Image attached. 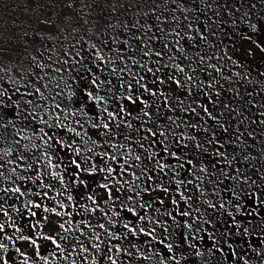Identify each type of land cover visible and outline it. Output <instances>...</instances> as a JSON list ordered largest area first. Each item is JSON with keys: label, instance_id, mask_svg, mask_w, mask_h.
<instances>
[{"label": "rangeland", "instance_id": "rangeland-1", "mask_svg": "<svg viewBox=\"0 0 264 264\" xmlns=\"http://www.w3.org/2000/svg\"><path fill=\"white\" fill-rule=\"evenodd\" d=\"M252 25L256 26L255 29ZM202 36L206 39H202ZM262 49H264V0H0V91L5 93L0 97L4 101V106L0 108V117L3 118L0 120V163L4 165L0 168V172H3V176H0V189L19 186L21 191L26 193L24 196H19L18 193L0 191V198H2L0 205H3L0 218L7 222L10 216L15 225L23 229L24 235H32L34 232L41 231L40 228L33 230L31 226L47 214L38 209L37 217L28 216L22 224L20 222L22 214L27 211L24 205L28 200H32L44 203L48 207L58 208L55 201L50 199L42 202L45 191L48 192L49 197L50 195L55 196L56 192L60 191L62 195L56 199L63 200L64 203L68 202L69 205H75L71 203L76 202L82 203L81 197L84 191L73 187L76 184L73 181L77 179L74 176V166L68 167L67 170L65 166L71 159H79L83 162L85 157L91 156L93 159L84 166L90 168L95 163L98 166L97 173L95 175L82 173L81 176L86 181L97 180V186L89 193L85 192L87 196H83L86 200L83 205H86L87 209L97 208V211L93 213L83 207L85 214L82 216L75 211L76 205L67 209L73 213L71 217L66 215L63 219L71 221L65 224L69 231L59 230L60 234L67 238L60 241L64 251L57 249L48 241H38L41 243L40 255L47 257V264H73V262L93 264L94 261L95 264H111V261L107 259L108 247H112L110 254L118 263L120 262L119 264H161V261L164 264H175L173 260H165L171 255L167 248L159 243V240L165 239L172 229L176 231L175 236H173L174 233L170 236L175 238L172 244L181 247L180 250L183 248L181 243H184L182 241L185 236L188 237L185 243L199 246L203 241L190 237L197 236L196 228L204 226L207 230L211 229L210 234L221 232L222 228L229 230L227 240L237 244L240 240L245 244L246 235H240L242 227L236 232L237 222L233 221V216L235 221L237 218L246 219V223L249 224L247 226L256 228V235H250L251 242L248 241L244 247L241 245L246 250L241 251L242 257L238 256L241 257L239 263L234 258L231 261L225 259L226 263L261 264L262 262L264 264V206H262V211L258 210L254 215H249L251 210L261 202L260 196L261 200L264 198V186H259L264 177V123H262L264 121V50ZM249 51L250 55L247 54ZM146 52L150 55H145ZM157 52L161 53V56H157ZM99 56H103L104 60H100ZM201 56L205 58L203 62L200 60ZM134 61H139V63H134ZM41 64L44 65L43 68L39 66ZM141 64L145 67H140ZM174 65L184 68V72H180ZM209 65H216L221 68V71L217 72ZM149 67L154 71L156 69L160 71L153 75L147 71ZM113 69L116 71L113 72ZM121 69L125 70L121 72ZM237 73L239 75H236ZM170 75L180 79L182 84L190 85L191 91L177 87L173 81L168 79ZM186 75H191L193 79L187 81ZM140 76L144 77L141 83L148 84L150 88L158 92L163 91L170 97L168 104H165L163 96L157 99V97L143 93L140 89L138 94L143 95L144 99L156 107L145 109L152 113L151 120L148 117L145 118L148 127L152 128L156 122H159L163 127H169L172 132L180 135V132L183 133L188 126V132L198 137L206 133L203 130L206 127L207 132L215 133L217 140L224 145L221 151L226 153L227 160L223 157L211 156L210 153L215 149L214 146H219L215 145V140L212 144L208 143L210 139L205 144L201 143L207 151L197 149L194 144L197 141H190L187 147L183 146L185 145L183 141L181 147L185 148L184 150L189 149L188 153L192 155L191 159H186V162L191 160L194 164L180 168L178 165L183 164L184 161H177L178 163L176 162L174 166L176 165L177 170L187 171L189 168L186 176L189 173L191 176H196L190 178L179 175V179L183 181L187 182L188 179L193 181L179 187L174 184V187L179 188V192L187 193L189 186L190 189H195L193 185L200 182L201 188L198 189L200 203H196L199 211H195L194 208L190 211L191 216L182 220L177 219L180 221L179 227L172 222L173 228L168 229L167 232L164 231L163 235H158L156 232L154 235L158 237L154 241L153 246H156L153 252L143 253V251L137 254L135 248H132L135 244L133 242H140V238L144 235L139 231L136 235L130 234L123 224L130 223L139 230L141 221L128 213L126 208L122 209L120 204L126 203L127 206H133L141 202H149L151 207L147 204L144 209L137 207V211H142L140 213L142 215L153 210L159 204L160 199L157 195L150 199L146 193L139 194V197L136 195L134 202L122 199L124 194L121 187L128 180V176L133 173L131 172L133 164L130 167L124 164L127 172L120 174L119 167L122 163L119 161L121 159L119 156L127 148L125 144H119V139L128 140L130 137L129 140L134 142L138 138H135L133 133L135 132L134 122L131 121L130 116L121 113L116 120L110 122L111 131L104 135L108 136L106 140L98 132L105 133L108 130L102 127L94 129L92 124L101 123V116L107 121V113L103 112L104 108H107L109 112H119L121 106H127V110L132 113L131 116L140 115L141 122H145L143 113L140 111L142 105L139 103L127 105V102L121 98V95L127 92V85L125 88L120 87L121 80L131 82L135 86V80ZM157 76L164 79L165 83L153 84L152 81L156 80ZM93 80L97 81L96 85L92 83ZM101 81L104 83L101 84ZM109 81L111 83H108ZM210 83L212 87L208 89ZM36 87H39L44 96L48 97L47 100L35 93ZM89 92L92 96H89ZM216 92L220 95L216 96ZM26 93L34 94L26 95ZM206 94H211L212 100L216 102L209 101ZM8 97H11V101ZM99 97L103 99L100 100ZM177 97L185 103L180 104ZM197 99L205 101L207 105L210 104L216 120L208 116H205L206 120L194 118L196 113L194 115L190 108H192V102ZM28 100H32L33 104H28ZM17 103H19V108L16 107ZM56 104H59L60 108H56ZM169 105L172 109L175 107L174 110H170ZM185 108L189 110L185 111ZM169 117L174 119L180 117L181 119L177 124H173ZM41 118L48 121L51 127L42 123ZM182 118L193 121L186 124ZM77 120L80 121L79 124L76 123ZM61 122L87 135L82 139L81 136L68 132L66 128L56 127ZM129 122L132 128L127 127ZM117 123L119 127H116ZM192 124L201 126L202 133H196V128L191 127ZM220 124L228 128V131L224 132L223 128L219 127ZM41 128L50 135L55 134L56 139H63L67 143L75 140L73 147L81 148V155L77 157L72 149L61 148L56 144L52 148H47V151L53 156L52 162L58 164L59 168H48L42 161L37 162V158L46 150V146L39 138L43 135L39 131ZM153 131L158 133L160 130L153 129ZM143 132L145 135L147 128H144ZM89 136L91 140L85 145L84 140H87ZM116 136L119 137L112 139ZM92 140L98 142L96 146L92 145ZM148 142L152 145V138ZM113 143L116 144V148L112 147ZM121 145L123 147H120ZM163 146L158 153L162 154L164 160ZM88 147H93V152L83 151ZM144 150L143 147L140 153L141 159ZM102 152L115 155L117 160L111 161L107 157L101 158L97 155ZM21 155L26 156L27 159L20 160ZM154 158L155 161H160L156 156ZM28 164L32 165L31 169L27 168ZM109 165L117 169L112 176L120 181L119 184H115L111 178L105 181L103 177L108 175L107 172H99V166ZM139 166L137 176H140L143 170V167L141 169V165ZM201 167L207 168L208 171L201 172ZM13 168L16 169L15 173L12 172ZM50 171L62 172L68 188L64 189L58 180H54L49 175ZM257 175L258 179H256ZM20 176L28 177V179L21 180ZM34 179L36 183H33ZM105 182L109 183L114 191L115 188L120 189L117 193L120 196L119 200L104 203L107 199L106 191L99 185ZM41 183L51 184L58 189L55 192L52 188V190L41 188ZM236 183L241 186L237 187ZM171 190H175L173 186ZM37 192L42 195H35ZM234 192L237 195L234 196ZM241 193H247V196L251 197L249 199L240 198L239 204L242 209L237 211L235 207L228 206V199L233 196L239 197ZM160 194L163 195L164 201L169 203L167 200L170 196L169 192ZM68 195L73 197L72 201L67 200ZM88 196H93L98 201L99 207L92 204L87 199ZM187 196L191 197V195ZM194 198L190 199L193 203L197 202ZM209 203L217 207L211 208ZM221 203L225 205L224 208L219 207ZM178 205L181 210V202ZM16 209H19V212ZM100 209L104 211L101 212ZM115 210L120 213L119 216L113 215ZM4 212H7L8 216H5ZM105 212L107 216L104 215ZM202 212L209 214L208 217L206 216L209 220L206 218L201 221L200 218L201 224L199 225L195 217ZM155 214L159 216L162 213L155 212ZM158 216H156L157 220ZM109 217H112L115 223H110ZM59 219L50 216V221ZM162 219L161 223L165 225ZM85 221L89 222L90 227L84 223ZM185 221L193 224L191 232L186 231L188 228ZM100 224H104L106 229L121 238L111 239L104 229L99 228ZM5 227L8 231L0 233V242L8 245L10 264H20L24 259L19 253H14L17 247L30 257L29 264H45L44 260L35 255L33 247L27 242L17 240L13 244L12 241L5 239V235H11L13 239L21 235L10 225L5 224ZM230 229H233V232ZM50 231L51 229L45 224L43 232ZM96 233H99L101 240L104 241L99 252L92 249V245L98 243L94 239ZM148 239L147 241L150 240ZM166 240L168 239H165V244H167ZM221 240L226 247L224 239L221 238ZM171 241L168 240V243ZM249 243L253 249L248 248ZM81 244L89 251L83 252ZM147 244L151 245V243ZM115 245H123L121 249H127L132 255L129 256L125 251L117 253ZM147 248L146 251H148ZM180 250L174 247L172 253L176 256ZM182 255H179L182 260L181 264H196V260L200 262L204 259L209 260L203 253L202 258L194 256L192 260L186 258L190 253L186 257Z\"/></svg>", "mask_w": 264, "mask_h": 264}, {"label": "snow or ice", "instance_id": "snow-or-ice-1", "mask_svg": "<svg viewBox=\"0 0 264 264\" xmlns=\"http://www.w3.org/2000/svg\"><path fill=\"white\" fill-rule=\"evenodd\" d=\"M209 7H211V5H209ZM189 27H191V25H189ZM252 27H253V29H255L256 26L252 25ZM176 35H179V33H176ZM189 38L191 39L192 37H189ZM201 38L202 39H206V37H203V36ZM249 39H250V37H249ZM93 47H95V45H93ZM262 50H264V49H262ZM247 54L250 55L251 52L249 51ZM77 55H78V53H77ZM145 55H150V53L146 52ZM156 55L157 56H161V53L157 52ZM98 58L100 60H104L103 56H99ZM169 59H172V57H169ZM204 59L205 58L203 56L200 57L201 62H203ZM209 59H211V57H209ZM229 59H231V58L229 57ZM134 63H139V61H134ZM39 66L41 68L44 67V65H42V64L39 65ZM174 66L176 68H178L180 72H184V68L180 67L179 65H174ZM140 67H145V65L141 64ZM209 67L214 68L215 71H217V72L221 71V68L217 67L216 65H209ZM124 70L125 69H121L120 71L123 72ZM58 71H59V69H58ZM115 71H116V69H113V72H115ZM147 71L149 73H153V75H156V73L159 72L160 69H156L154 71L152 68L149 67V68H147ZM236 75H239V73H237ZM168 79L170 81H173L174 84L177 87L187 88L189 92L191 91V86L187 85V84H182L180 79L175 78L174 76H171V75L168 77ZM192 79H193V77L191 75H186V80L187 81H191ZM143 80H144V77L140 76L138 79L135 80V86L131 82H125V81L121 80V84H120L121 88H125V85H127V92L123 93L121 95V98L127 102V105H136L138 103L141 104L142 108L140 109V111L143 113V116L144 117H148V119L151 120L152 113L149 112V111H145V109L151 108L152 105L149 103L148 100L143 98V95L138 94L140 89L143 90V93L150 94L152 97H157V99H159L160 96H163L165 104H168V101H169L170 97L163 91L158 92V91L153 90L152 88H150L148 86V84L141 83V81H143ZM157 82L162 85V84L165 83V80L161 79L159 76H157L156 80L152 81V83L156 84ZM92 83L94 85H96L97 81L93 80ZM100 83L102 84V83H104V81H101ZM108 83H111V81H109ZM45 87H47V85H45ZM97 87H99V85H97ZM208 87L211 88L212 84L210 83L208 85ZM17 91H19V89H17ZM35 93H38L45 100L48 99L47 96H44V94L41 92L39 87L35 88ZM33 94L34 93H26V95H33ZM4 95H5V93L3 91H0V97H2ZM206 95H208L209 101H211L212 103L216 102V101L212 100L211 94H206ZM219 95H220V93L216 92V96H219ZM89 96H92L91 92H89ZM8 99H9V101H11V97H8ZM98 99L102 100L103 97H99ZM177 100L179 101L180 104H183V101L180 100L179 97H177ZM27 103L28 104H33V101L32 100H28ZM3 106H4V101L2 99H0V108H2ZM16 107L19 108V103L16 104ZM36 107H40V106L36 105ZM55 107L56 108H60V105L56 104ZM200 107L202 108V111L205 114H207V116L209 118H211L212 120H216L217 119L216 116L213 115L212 111L210 110V108L208 107L207 104H202ZM225 107H228V106L225 105ZM169 108H170V110H174V109L171 108V105H169ZM157 110H159V109H157ZM188 110L189 109H185V111H188ZM190 111L192 113H196V108L192 107V108H190ZM103 112L107 113V121H105V118L103 116H101V118H100L101 119V123H99V124L93 123L92 124V127L94 129H100L102 127L103 129L108 130L107 132L103 133V135H107L111 131L110 122L116 120L117 117L121 113H124V114H126L128 116L132 115V113L127 110V106H121L119 108V112H109L107 108H104ZM30 115H31V113H30ZM73 115H75V113H73ZM2 119L3 118L0 117V120H2ZM169 119L171 120L173 118L169 117ZM41 122L46 124V125H48L49 127H51V125L48 124V121L43 120V118H41ZM9 123H11V121H9ZM76 123L79 124L80 121L77 120ZM145 123H147V121H145ZM262 123H264V121H262ZM4 126H6V125H4ZM119 126H120L119 123H117L116 127H119ZM56 127L66 128L68 132L75 133L76 136H81L82 139H83V136L87 135V133L78 132V131H76L75 128H72L71 126H69L67 124H64L63 122L58 123L56 125ZM127 127L128 128H132V124L129 122L127 124ZM191 127L197 128V127H200V126L197 125V124H192ZM219 127L223 128L224 132L228 131V128L224 127V125H222V124H220ZM203 130L205 132H207L208 128L205 127ZM39 131L43 134L39 138L43 141L44 146H46V150L42 153V155L40 157L37 158V162L42 161L46 165V167H48V168H52V169L59 168L60 166L58 164H54L52 162L53 161V156L49 153V151H47V148H52L56 144L60 145L61 148L66 147L68 149H72L77 157H79L81 155L82 149L79 148V147H75V148L73 147V145L75 144V140H73L71 143H67L63 139H56L55 138V134H51L50 135L48 132H45L43 128H41ZM147 132L150 133L152 137H156L157 136V132L153 131L152 128H148ZM159 135L164 136L165 133L160 132ZM45 137H47V139H45ZM148 138H149L148 136H144L143 137V139H145V140H147ZM186 139H188L190 141H196V137L195 136H187ZM89 140H91L90 136L88 137L87 140H84L85 145L88 144ZM214 140H215L216 144L219 145L215 149V155L217 157H223L225 160H227L226 153L221 151V149L224 147V145L221 144L219 140L215 139V133H213V137H212V139H210L208 141V143L212 144ZM17 143H18V141H17ZM91 143H92L93 146H96L98 142L95 141V140H92ZM160 143L162 145H164V148H163L164 152H168L169 151V146L165 145L163 140H161ZM183 146L187 147V145H183ZM33 147H36V146L33 145ZM112 147L116 148L117 146L116 145H112ZM120 147H123V145H121ZM141 147H143V144H141ZM195 147L197 149H202L203 151H207L206 148H203V145L201 143H198V142L195 143ZM25 148H27V145H25ZM93 150H94L93 147H88V148H85L83 151L93 152ZM170 154L177 161H179L181 159V157L176 152H171ZM97 155L100 156L101 158L107 157V159L111 160V161H116L117 160V157L115 155L109 154L108 152L97 153ZM155 155H157V153H155V152L151 153L149 159H151V157L155 156ZM129 158H131V153H129ZM19 159L20 160H26L27 157L24 156V155H21L19 157ZM92 159L93 158L91 156L85 157L83 162H81V160H79V159H71L69 161V164L65 166V170H67L68 167H73L74 166V176L77 179H74L73 183H76L79 186L88 187L87 181L81 176V174L82 173H87L88 175H95L97 173V167L98 166L95 163H93V166L90 167V168L84 166L89 161H91ZM134 159L137 160V161H140L141 157L139 155H136L134 157ZM9 163H11V161H9ZM127 163H128V160L126 159L124 161V164H127ZM228 163H231V162L228 161ZM187 164L188 165H192V161L191 160H187ZM3 166L4 165L2 163H0V168H3ZM136 167H139V165H136ZM157 167H158L160 172H164V170L166 168L167 169H172L173 172L176 171V166L171 165V164L157 162ZM178 167L183 168L184 164H179ZM27 168L31 169L32 165L28 164ZM144 171H147V170L145 169ZM200 171L201 172H207L208 170L205 167H201ZM237 171H239V169H237ZM12 172L15 173L16 169L13 168ZM99 172H101V173L107 172L108 175H105L103 177V179L105 181H108L109 178H111L114 181L115 184H119L120 183V181L117 180L115 176H112L113 173L117 172L116 168L111 167L110 165L107 166V167L99 166ZM125 172H127V169L124 167L123 164H121L120 165V174H123ZM164 174L167 175V173H164ZM41 175H43V173H41ZM49 175H51L54 179H57L59 181V183L63 186L64 189L68 188V185L65 184L64 175H63L62 172H60V171H52V172L49 173ZM131 175L134 176L137 180L140 179V176H137L135 172L131 173ZM0 176H3V172H0ZM19 179L25 180V179H28V177L20 176ZM147 179L148 180H152L153 177L152 176H148ZM197 179H200V177H197ZM232 179H235V177H232ZM33 183H36L35 179L33 180ZM185 183H192V181H187V182L183 181V180H177L176 181V184H177L178 187L180 185H182V184H185ZM40 187L44 188V189H51V188H53V185L46 184V183H41ZM99 187L105 189V191H106L107 199L104 200L105 204H107L109 201H115V200H119L120 199V196L117 194V193L120 192L119 188H115V191H114V188L112 186H110L109 183H107V182L100 184ZM157 187H159L163 193H168L169 192V189L167 187H164L163 185H157ZM197 187H199V185ZM0 191L18 193L19 196H24L25 195V192L21 191V188L19 186L14 187V188H8V189H0ZM143 191L144 192H148L149 189L148 188H144ZM233 194L237 195L235 192ZM35 195L40 196L41 194L39 192H37V193H35ZM61 195H62V193L60 191H57L55 196H51V197H49V194H48L47 191H45L43 193V197H47L48 199H50L52 201H55L56 205L61 210H58L57 207H48L47 205H44L42 203H37V202H33L32 200H28L27 203L24 205V207L30 213V216L32 218L37 217V211H35L34 209H40V210H42L43 213L47 214V215H43L40 220H37L36 223L31 226L33 230H35L37 228H40L41 231L34 232L32 235H24L23 234V229L18 227L17 225H15V223L12 221V218L9 216L8 217L9 225L11 227H13L16 232H20L21 235L16 237V239H13V236H11V235H5V239H7L9 241H12L13 244H15L17 240L27 242L31 247H33L35 255L37 257H39V259L44 260L45 264H47V257L40 255L41 243H39L38 241H40V240L48 241L52 245H54L57 249H60L61 251H64V248L62 247L60 241L61 240H65L67 238L62 236L60 234L59 230H63V232H68L69 231V229L65 227V224L71 223V221L63 220V218L66 215L69 216V217L72 216L73 213L71 211H67V209L69 207H75V205H67V204L64 203L63 200H57L56 197L61 196ZM137 196H139V193H137ZM180 196L185 201L191 199V197L185 196L183 192H180ZM0 199H2V198H0ZM87 199L90 200L92 202V204L97 205V207H99L98 201L93 196H88ZM127 199L129 201H131V200H133V197L132 196H128ZM67 200L68 201H72L73 197L71 195H68L67 196ZM159 203L161 205H163L165 203L164 199L161 198L159 200ZM172 203L174 205L178 206L179 202L177 200L173 199ZM261 203H264V201H261ZM146 204H147L148 207H151V204L148 203V202H141V203H138V205H133V206H127L126 203H121L120 207L122 209L126 208L128 213H130L133 216L137 217L140 221H143L145 219V217L143 215H141L140 212L137 211V207H139L140 209H144L146 207ZM81 207H84L86 210H89V211H91L93 213L97 211V208L87 209L86 205H81ZM209 207L216 208L217 205L209 203ZM219 207L220 208H224L225 205L223 203H221L219 205ZM234 207L236 208L237 211H240V204L239 203H236L234 205ZM16 210L19 211V209H16ZM0 211H3V205H0ZM100 211L103 212L104 210L100 209ZM197 211H199V209H197ZM4 215L8 216V213L4 212ZM104 215L107 216L108 214L105 212ZM113 215L119 216L120 213L119 212H114ZM164 215L171 217L172 220L176 223L177 227L180 226V221H178L176 216H174L171 212H165ZM179 215L181 217H189V216L192 215V213H190L188 211H180ZM229 215L232 216L231 213H229ZM50 216H55V217H58L60 219L59 220H51L50 221ZM148 219H149V223H153V222L160 223L159 221H153L151 217H149ZM232 219L235 222V217L234 216L232 217ZM42 221H43V223H42ZM109 222L110 223H115L114 221H112V217H109ZM84 223L90 227L89 222L85 221ZM208 223H211V221H208ZM45 224H47V226L51 229L50 232H43V228L45 227ZM185 224H186L188 229H192L193 228V224L187 223V221H185ZM123 227L125 229H127L128 232L132 233L133 235H136L137 231H139L140 233H143V235L145 237H150L151 240H156L157 239V237L154 235L155 232H156L155 228H151L150 230H146L145 228L141 227L138 230L135 226H131L130 223H124ZM237 227H239V225H237ZM99 228L104 229L105 232L109 235V237L111 239H120L121 238L120 236H118L115 233H112L108 229H106L104 224H100ZM164 230H165V232H167V227H165ZM200 230H201L200 227L196 228L197 232H199ZM205 231H207V230H205ZM5 232H6L5 223L0 222V233H5ZM244 232L246 233L247 229H244ZM209 235L211 237V234H209ZM221 235H224V233H222ZM58 237H59V239H58ZM200 238L203 239V237H200ZM94 239L96 241H98V243L93 244L92 248L96 249L97 252H99L100 247L104 243V241L101 240V237H100L99 233L95 234ZM165 239H160L159 243L161 245H164L167 248L169 253H172L173 252V244L172 243L165 244ZM187 239H188V237L185 236L184 240L182 242H186ZM192 239H196V237L193 236ZM151 240H149L147 242L151 243ZM114 247L116 248V252L117 253H120L121 251L128 252L127 249H121L118 245H115ZM133 247H135V245H133ZM189 247H195V245L189 244ZM213 247H215V244L213 245ZM15 250H16L17 253H19V255L21 257L24 258V259L21 260L20 264H29L30 257L27 255V253L22 251L21 248H19V247H17ZM81 250L83 252H88L89 251V249L85 248L83 246V244H81ZM137 251H139V249H137ZM209 251H211V249H209ZM219 251H223V249H219ZM107 252L109 253L108 256H107V259L109 261H111V264H118L117 260L114 259L113 256L110 254L112 252V247H108ZM54 254L55 253H53V255ZM128 255L131 256L132 253L128 252ZM197 255H202V253L197 252ZM65 259H67V257H65ZM85 259H87V257H85ZM145 259H147V257H145ZM170 259L175 261V264H180V261L176 258L175 255L170 256ZM10 260H11V257L8 255V245L6 243L0 242V264H10ZM73 264H75V262H73ZM93 264H95V261L93 262ZM161 264H164V262L161 261Z\"/></svg>", "mask_w": 264, "mask_h": 264}, {"label": "bare ground", "instance_id": "bare-ground-1", "mask_svg": "<svg viewBox=\"0 0 264 264\" xmlns=\"http://www.w3.org/2000/svg\"><path fill=\"white\" fill-rule=\"evenodd\" d=\"M235 30V29H234ZM229 37V36H228ZM233 41V40H232ZM225 67V66H224ZM210 69V68H209ZM205 83V82H204ZM206 84V83H205ZM215 85H216V83H215ZM220 87V86H219ZM208 89H210L209 87H208ZM205 91V90H204ZM185 92V91H184ZM210 93V92H209ZM199 94V93H198ZM203 94V93H202ZM184 102V101H183ZM185 103V102H184ZM188 103V102H187ZM202 104H206L205 103V101H203V100H201V99H197V100H194L193 102H192V106L191 107H194V108H196V116L194 117V118H196V120H201V119H205L206 117L205 116H207V114H205L203 111H202V108L200 107ZM139 105H141V104H139ZM157 105V104H156ZM154 106V105H153ZM152 106V107H153ZM155 107V106H154ZM183 107V106H182ZM208 107L210 108V104L208 105ZM156 108V107H155ZM175 108V107H174ZM173 108V109H174ZM186 109V108H185ZM148 110V109H147ZM181 110V109H180ZM211 110V109H210ZM178 113V112H177ZM181 113V112H180ZM187 113V112H186ZM183 114V113H182ZM186 115V114H185ZM188 115V114H187ZM194 115H195V113H194ZM179 116V115H178ZM189 117V116H188ZM130 118H131V121H133L134 122V127H135V132H133L134 133V135H135V138H137V139H135L134 140V142H131L129 139H131L130 137L128 138V140H126V139H123V138H120L119 139V144H125L126 145V148L127 149H125V150H123V152H122V154L119 156L121 159L119 160L120 161V163H122L123 165H124V161L127 159L128 160V166L130 167L132 164H133V168H132V170H131V172H135L136 173V175H138L137 174V172L139 171L138 169H140L139 167H136V165H141V169H142V167H143V170L141 171V175H140V179H136L134 176H132V175H129L128 176V180L127 181H125V183H123L122 184V191H123V197H122V199L124 200V201H128V202H134L135 200V197H136V195H137V193H139L140 195L141 194H145L146 193V195L148 196V197H150V199H151V197H154L155 195H157L158 197H159V199H161V198H163V195H161L160 193H163L162 191H161V189L159 188V187H157V185H165L166 187H169L170 189H169V194H170V196H168L169 197V199H167L168 201H169V203H167V202H165L163 205H161L159 202V204H157L154 208H153V210H151V211H148L147 212V214H142L144 217H145V219L143 220V221H141V227H146L145 229L146 230H150L151 228H155L156 229V232H157V234L159 235V234H161V235H163V233H164V228L165 227H167V230L168 229H170V228H173L172 226H174V225H172L171 223L172 222H174L173 220H172V218L171 217H169V216H166V215H164V213L165 212H171L174 216H176V218L177 219H179V220H182V219H185L186 217H181L180 215H179V212L180 211H188V212H190V211H193V209L195 208V211H197V207H196V203H200L199 202V191H198V189H200L201 188V186H200V182L198 183V184H194L193 186H195L196 188L195 189H190V186H189V191L187 192V193H184V195L185 196H187V195H191V197H195L194 199H196L197 200V202H192L190 199L189 200H187V201H185L184 199H182L181 198V196H180V192H179V188L178 189H176L175 187H174V184H176V181L177 180H183V179H179L180 177H179V175L180 176H184V177H190V178H192V177H194L195 178V176L193 175V176H191V175H187L186 176V174L188 173L187 171L189 170V168L187 169V171H185L184 169L183 170H177V168H176V171L175 172H173V170L172 169H165L164 170V172H160V171H158V167H157V162H160V163H166V164H171V165H174V164H176V162H177V160L174 158V157H172L171 156V152H178L177 154L181 157V159L179 160L180 162L181 161H184V166L186 167V165L187 166H190V165H188V164H186L187 162H186V159H191V157H192V155H191V153H188V150H184L185 148H183V147H181V144L183 145V143L185 142V145H187V146H189V143H190V140H188V139H186V137L187 136H195L196 137V141L197 142H200V143H206L207 142V140L208 139H212V137H213V133L212 132H206L205 134H201V135H199V137L197 136V135H193V134H191V133H189L188 132V126H186V128L184 129V131H183V133H181L180 132V135L179 134H176V133H174V132H172L171 130H170V128L169 127H163L159 122H156L155 123V125L152 127V129H158V130H160V131H158V133H157V136L156 137H152L151 136V134L150 133H146L145 135H143V131H144V128H150V127H148V125L145 123V122H141V116L140 115H135V116H130ZM145 118L146 117H143V119H144V121H145ZM142 119V120H143ZM174 119V118H173ZM171 120L172 121V123L174 124H177V122H180L179 120L181 119L180 117H178V118H175L174 120ZM185 122L184 123H190L191 121H193V120H187V119H184V118H182ZM155 120V119H154ZM153 120V121H154ZM167 120V119H166ZM206 120V119H205ZM205 120H203V121H205ZM152 121V122H153ZM174 121V122H173ZM163 122V121H162ZM210 122V121H209ZM201 123V122H200ZM208 123V122H207ZM157 124V125H156ZM206 126V125H205ZM234 126V125H233ZM178 127V126H177ZM201 127V126H200ZM200 127H197L196 129H195V132L196 133H202L201 132V128ZM215 127V126H214ZM146 132V131H145ZM157 132V131H156ZM160 132H163V133H165V135L164 136H161V135H159V133ZM99 134H100V136H102L103 137V139H107L108 138V136H104L103 135V133L104 132H102V131H99L98 132ZM116 133V132H115ZM199 133V134H200ZM132 136V135H131ZM140 136H141V138H140ZM144 136H148L149 138L147 139V140H145V139H143V137ZM168 136H169V138H168ZM216 136L217 135H215V139L217 140L218 138H216ZM119 136H116V137H113L112 139H117ZM127 137V136H126ZM133 138V137H132ZM152 138V140H153V143H152V145H149V142H148V140H150ZM136 140H138V141H136ZM161 140H163L164 141V144L165 145H168L169 146V154H165L166 152H164V160H163V156H162V154H160V153H158L159 152V150H160V148L163 146L161 143H160V141ZM184 141V142H183ZM113 142H115V141H113ZM139 143H140V145H139ZM192 143V142H191ZM141 144H143V147H144V155H143V157H142V159L140 160V161H137V160H135L134 159V157L136 156V155H139L140 157H141V150L143 149V147H141ZM193 144V143H192ZM195 144V143H194ZM113 145H116L115 143H113ZM128 145H129V147H128ZM177 145H179V146H177ZM215 145H217L216 143H215ZM230 146V145H229ZM215 147V149L218 147V146H214ZM112 148V147H111ZM125 148V147H124ZM163 148H164V146H163ZM227 148V147H226ZM225 148V149H226ZM193 149V148H192ZM215 149H213L212 151H211V156H213L214 158H215ZM182 150V151H181ZM197 150V149H196ZM222 150V149H221ZM198 151V150H197ZM232 151V150H231ZM153 152H155V153H158L157 155H155L157 158H159V160L160 161H155V158H154V156H152L151 157V159H149V157H150V155H151V153H153ZM161 152V151H160ZM124 153V154H123ZM129 153H131V158H129ZM38 155V154H37ZM227 156V155H226ZM118 157V158H119ZM217 157V156H216ZM213 158V159H214ZM178 161V162H179ZM218 161V160H217ZM175 162V163H174ZM177 162V163H178ZM192 163L194 164V161H192ZM126 165V164H125ZM176 166V165H175ZM23 168V167H22ZM25 168V167H24ZM120 168V167H119ZM128 168V167H127ZM147 170V171H144V170ZM22 170V169H21ZM51 172V171H50ZM143 173V174H142ZM164 173H167V175H165ZM36 174V173H35ZM177 174V175H176ZM34 176V175H33ZM47 176H49V175H47ZM65 176V175H64ZM125 176V175H124ZM148 176H152L153 177V179L152 180H148L147 179V177ZM204 176V175H203ZM260 177V176H259ZM47 178V177H46ZM256 178V177H255ZM256 179H258V175H257V178ZM263 179H264V177H263ZM262 179V180H263ZM42 180V179H41ZM45 180V179H44ZM51 180H53V179H51ZM55 180V179H54ZM57 180V179H56ZM262 180H261V182L259 183V186H264V183H262ZM142 181V182H141ZM187 181H193L192 179H188ZM42 182V181H41ZM141 182V183H140ZM219 182V181H218ZM227 182V181H226ZM258 182H259V180H258ZM171 183H173V184H171ZM238 184H240L239 182H237ZM236 183V186L237 187H240L241 185H238ZM87 184H88V187H83V186H79V185H77V184H75L73 187H74V189H81L82 191H84V193H83V196H87V194L85 193V192H87V193H89V191L91 190V189H93L95 186H97V180L95 181H93L92 179L91 180H87ZM177 185V184H176ZM199 185V187H197ZM218 185V184H217ZM226 185V184H225ZM234 185V184H233ZM250 185V184H249ZM173 186V188L176 190H171V187ZM144 188H148L149 189V191L148 192H144L143 191V189ZM53 191H55L56 192V190L58 189L56 186H53ZM51 189V190H52ZM70 189V188H69ZM51 190H49V191H51ZM192 190H194V191H192ZM227 189L225 188V191H226ZM263 189H261V191H262ZM237 191V190H236ZM79 192H81V191H79ZM223 193V195H225V193L224 192H222ZM26 194V193H25ZM164 194H166V193H164ZM217 194V193H216ZM42 195V194H41ZM227 195V194H226ZM83 196L81 197V200H83V202L84 201H86V200H84V198H83ZM128 196H132L133 197V200H131V201H129L128 199H127V197ZM166 196V195H165ZM235 196V195H234ZM232 197V198H229L228 199V206L230 207V206H233L234 207V205L236 204V203H239L240 202V198H242V199H245V198H247V199H249L251 196H247V193H241V194H239L238 196L239 197ZM256 196V195H255ZM260 196V195H259ZM50 197H51V195H50ZM139 197V196H138ZM146 197V196H145ZM190 197V196H189ZM12 198V197H11ZM142 198V197H141ZM48 200V198L47 197H42V202H45V201H47ZM149 199V200H150ZM173 199H175V200H179V203L181 202V210H180V207H179V205L177 206V205H174L173 203H172V200ZM45 200V201H44ZM206 200V199H205ZM41 201V200H40ZM203 201V200H202ZM260 201H264V198H263V200H261V196H260ZM83 202L82 203H80V202H76V203H71V204H75L77 207L75 208V211H78L77 213H79L78 215H82V216H84V214H85V211H83L84 210V208L83 207H81V205H83ZM156 202V201H155ZM16 203V202H15ZM149 203V202H148ZM178 203V204H179ZM203 203V202H202ZM44 204V203H43ZM65 204H68L69 205V203L68 202H65ZM254 204V203H253ZM262 206H264V203H261V202H259L252 210H251V212L249 213V215H254L258 210H260V211H262ZM117 207V206H116ZM147 207V206H146ZM207 207H208V205H207ZM115 208V207H114ZM241 208V207H240ZM158 209V210H157ZM242 209V208H241ZM35 211H37L38 209H34ZM59 210V209H58ZM218 210V209H217ZM244 210V209H243ZM23 211V210H22ZM22 211H21V213H22ZM154 211V212H153ZM163 211H165V212H163ZM19 212V211H18ZM24 212V211H23ZM115 212H118L117 210H115ZM142 212V211H141ZM140 212V213H141ZM155 212L156 213H162L161 215H156L155 214ZM244 212V211H243ZM29 214V212L28 211H25V213L24 214H22V219H21V223L23 224L24 222H25V220L27 219V217L28 216H30V215H28ZM205 214V215H204ZM207 215H209V214H206V213H198V216H196L195 217V219H197L196 221L197 222H199L200 221V218H201V221H204V219L206 220V218L208 217ZM156 216H158V220H157V217ZM207 216V217H206ZM211 217H214V216H212V215H210ZM86 217V216H85ZM149 217H151L152 218V220L153 221H159L160 223H155V222H153V223H149ZM164 219V224L166 225H163L162 223H161V219ZM63 219H65V218H63ZM162 219V220H163ZM208 219V218H207ZM138 220V219H137ZM166 220V221H165ZM209 220V219H208ZM238 220V221H237ZM237 220L235 221V222H237V225H239V227H237V225H236V232L237 231H239V230H241V227L243 228L239 233H240V235L241 234H245L246 235V243L245 244H248V241H250L251 242V240H252V237L250 236V235H256V228L255 227H251V226H247V225H249V224H247L246 223V219H243V218H237ZM253 220V219H252ZM256 220V219H255ZM73 221V220H72ZM254 221V220H253ZM0 222H3V223H5L6 221H4L3 220V218H0ZM74 222V221H73ZM183 222V221H182ZM184 223V222H183ZM188 223V222H187ZM248 223H249V221H248ZM5 224H7V225H9V223H8V221L5 223ZM33 224V223H32ZM84 224V223H83ZM169 224H171V225H169ZM174 224H176L175 222H174ZM201 223L199 222V225H200ZM183 225V224H182ZM165 226V227H164ZM122 227V226H121ZM247 227V228H246ZM6 228V227H5ZM6 229H8V228H6ZM181 229V228H180ZM201 229V231H199V232H197V236H195L196 237V239H199V240H202L203 242L202 243H200V245L199 246H195V247H189V243L187 244V243H181V245L183 246V248H182V250H180L179 248H181V247H179L178 245H174L173 246V248L174 247H177V249H178V251L180 250V252H179V254H177L176 255V258L181 262L182 260L179 258V255L180 254H183L182 256L183 257H186V256H188V254L190 253V255L188 256V257H186L187 259H191L192 260V257H194V256H198V258H202V255H197V252H200L201 253V251H202V253H203V255H205L209 260H205L204 259V261H198V260H196V264H230V263H226V261L228 260V261H231L233 258L239 263L240 262V258L242 257L241 256V251H245L246 249H244L243 247H244V245L245 244H243V242L242 241H240V240H238V243L240 244H237V243H234V242H232V241H229V240H227V238L229 237V236H227V234H228V232L227 231H229V230H226V229H224V228H222L221 230V232H217V233H214V234H211V237H210V233H212V231H210L211 229H209V230H207V227L206 226H204V227H202V228H200ZM217 229V228H216ZM244 229H247V232L245 233L244 232ZM205 230H207V231H205ZM226 230V231H225ZM230 230H232V232H233V229H230ZM8 230H6V232H7ZM186 231H192V229H188V230H186ZM155 232V233H156ZM174 232H176L175 231V229H172L171 230V232H168V236L166 237V239H168V240H172L170 243H174L175 242V238H173V237H170L171 236V234L172 233H174ZM222 233H224V235H221ZM131 234V233H130ZM176 235V233H174L173 234V236H175ZM180 235V234H179ZM129 237V236H128ZM158 237V236H157ZM200 237H203V239H201ZM147 238H149L150 240H151V238L150 237H147ZM147 238L145 237V236H142L141 238H140V242H137V241H134L133 243H135L134 245H135V247H132V248H135V251H136V253L137 254H139V253H141V252H143V253H146V252H153V249L155 250V246H153V244H154V241L155 240H151V245L150 244H147L148 242H147ZM191 239H192V237H190ZM221 238L222 239H224V241H225V246L226 247H224V244H223V242H222V240H221ZM148 239V240H149ZM226 239V240H225ZM243 239V238H242ZM168 240H166V242L168 243ZM190 240V239H189ZM233 240V239H232ZM174 241V242H173ZM210 241H213L214 243H212V242H210ZM146 242V243H145ZM208 242H210V243H208ZM237 242V241H236ZM216 243V244H215ZM215 244V247H213V245ZM258 244V243H257ZM132 245V244H131ZM152 246V247H150V246ZM180 245V244H179ZM192 245H194V244H192ZM243 247H242V246ZM211 246V247H210ZM120 248L121 247H124L123 245L122 246H119ZM148 247V248H147ZM262 247V246H261ZM13 248V247H12ZM146 248L148 249V251H146ZM152 248V249H151ZM230 248V249H229ZM248 248H250V249H253L252 248V245L249 243V247ZM93 249V248H92ZM137 249H139V251H137ZM145 249V250H144ZM209 249H211V251H209ZM219 249H223V251H219ZM234 250H235V252H234ZM264 250V249H263ZM93 251V250H92ZM228 251V252H227ZM259 251H260V249H259ZM216 252V254H213V253H215ZM253 252V251H252ZM261 252H263V251H261ZM14 253L15 254H17L16 253V251H14ZM63 253V252H62ZM205 253H207V255L205 254ZM259 253V252H258ZM14 254V255H15ZM173 255H174V253H172ZM172 254L171 253H169V255H171L172 256ZM84 256H85V254H84ZM238 256H241L240 258L238 257ZM247 256V255H246ZM254 256V255H253ZM20 257V256H19ZM18 257V258H19ZM83 257V256H82ZM143 257V255L141 256V258ZM249 257V256H248ZM263 257H264V254H263ZM222 258V259H221ZM247 258V257H246ZM250 258V257H249ZM259 258V257H258ZM197 259V258H196ZM225 259H227V260H225ZM248 259V258H247ZM135 260V259H134ZM133 260V261H134ZM165 260H172V259H170V258H167V259H165ZM53 261V260H52ZM85 261V260H84ZM174 262V261H173ZM244 262V261H243ZM54 263H55V261H54ZM85 263V262H84ZM120 263V262H119ZM118 263V264H119ZM233 263V262H232ZM235 263V262H234ZM251 263V262H250ZM90 264V263H89ZM124 264V263H123ZM181 264V263H180ZM261 264H262V262H261Z\"/></svg>", "mask_w": 264, "mask_h": 264}]
</instances>
